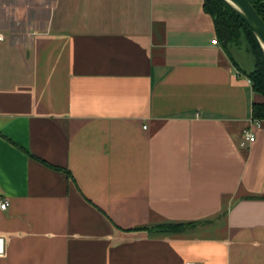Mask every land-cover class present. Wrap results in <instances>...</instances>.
<instances>
[{
  "label": "crops",
  "instance_id": "obj_1",
  "mask_svg": "<svg viewBox=\"0 0 264 264\" xmlns=\"http://www.w3.org/2000/svg\"><path fill=\"white\" fill-rule=\"evenodd\" d=\"M0 35V264H264V95L203 0H0Z\"/></svg>",
  "mask_w": 264,
  "mask_h": 264
},
{
  "label": "trees",
  "instance_id": "obj_2",
  "mask_svg": "<svg viewBox=\"0 0 264 264\" xmlns=\"http://www.w3.org/2000/svg\"><path fill=\"white\" fill-rule=\"evenodd\" d=\"M248 1L253 5L260 18L264 21V0ZM203 9L211 16L217 38L227 54H230L231 49L241 51L245 45L251 52L254 57L253 69L248 73L243 72V74L249 79L252 90L255 93L264 95V53L252 32L223 0H203ZM230 59L237 67L236 62L231 57ZM252 117L254 119H263L264 107L262 105H253ZM66 174L69 176L68 172H66ZM178 227H180L181 230L183 228L182 226ZM178 227L165 226L157 230L175 232Z\"/></svg>",
  "mask_w": 264,
  "mask_h": 264
},
{
  "label": "water",
  "instance_id": "obj_3",
  "mask_svg": "<svg viewBox=\"0 0 264 264\" xmlns=\"http://www.w3.org/2000/svg\"><path fill=\"white\" fill-rule=\"evenodd\" d=\"M249 28L264 53V21L248 0H223Z\"/></svg>",
  "mask_w": 264,
  "mask_h": 264
},
{
  "label": "built area",
  "instance_id": "obj_4",
  "mask_svg": "<svg viewBox=\"0 0 264 264\" xmlns=\"http://www.w3.org/2000/svg\"><path fill=\"white\" fill-rule=\"evenodd\" d=\"M0 40H2V36L1 35H0ZM212 43L213 44H216L217 41L215 40ZM254 139L255 138H254V136L251 133L245 134L244 135V138H243V142L241 143V146H244L245 145V142H249V143L253 142ZM7 207H8V202L7 201H0V209L1 210H5V209H7ZM0 242H1V239H0ZM186 264H196V263L188 262Z\"/></svg>",
  "mask_w": 264,
  "mask_h": 264
},
{
  "label": "rangeland",
  "instance_id": "obj_5",
  "mask_svg": "<svg viewBox=\"0 0 264 264\" xmlns=\"http://www.w3.org/2000/svg\"><path fill=\"white\" fill-rule=\"evenodd\" d=\"M244 48L243 49H241V51H239V54H240V60L242 61V63H247V64H249V63H251V65H253L254 64V57L252 56V54H251V52L246 48V45L245 46H243ZM246 49H247V51H246ZM231 52L232 53H235L236 51L234 50V49H231ZM246 60V61H245ZM247 71V70H246ZM244 73H246L245 71H244Z\"/></svg>",
  "mask_w": 264,
  "mask_h": 264
}]
</instances>
